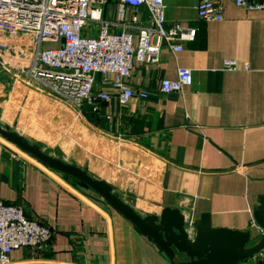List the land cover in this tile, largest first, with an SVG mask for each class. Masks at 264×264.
Returning <instances> with one entry per match:
<instances>
[{"label": "crops", "instance_id": "1", "mask_svg": "<svg viewBox=\"0 0 264 264\" xmlns=\"http://www.w3.org/2000/svg\"><path fill=\"white\" fill-rule=\"evenodd\" d=\"M165 2L167 26L195 27L197 34L177 53L163 47L159 65L133 68L131 85L152 92L146 100L121 105L113 97L101 103V113L86 106L72 109L76 114L50 103L46 124L25 110L1 123L108 182L142 215L165 207L194 219L209 213L214 227L250 230L257 239L264 232L254 218L264 196V10L219 0L224 19L206 21L198 16L199 0ZM135 12L126 6V19ZM119 14L113 0L106 18L116 21ZM226 59L238 69L224 68ZM179 67L192 69L193 85L160 93L162 79H176ZM0 199L23 203L29 217L54 230L49 249L40 255L16 249L11 264H171L90 186L1 137ZM261 252L240 264H264Z\"/></svg>", "mask_w": 264, "mask_h": 264}, {"label": "built area", "instance_id": "2", "mask_svg": "<svg viewBox=\"0 0 264 264\" xmlns=\"http://www.w3.org/2000/svg\"><path fill=\"white\" fill-rule=\"evenodd\" d=\"M233 1L246 10H264V0ZM111 3L0 0V69L39 83L49 95L79 112L88 106L101 113V103L113 97L121 105L134 97L146 100L152 92L131 85L133 68L159 65L163 47L182 51V42L195 39L197 29L183 24L168 27L165 0H118L120 18L116 21L106 18ZM126 6L136 10L129 20ZM196 8L202 20L224 19L219 0H199ZM224 68L236 70L238 62L226 59ZM193 82L192 69L179 67L176 79H162L159 91L182 93ZM106 86L112 91L105 90ZM193 221L190 216V225ZM53 236L49 225L29 217L23 203L0 199V264H11L12 252L19 248L42 254Z\"/></svg>", "mask_w": 264, "mask_h": 264}, {"label": "water", "instance_id": "3", "mask_svg": "<svg viewBox=\"0 0 264 264\" xmlns=\"http://www.w3.org/2000/svg\"><path fill=\"white\" fill-rule=\"evenodd\" d=\"M0 136L43 164L70 175L102 195L129 219L142 234L150 237L171 264H240L264 248V232L252 238L250 230L214 227L209 213H202L190 225L191 214L180 207H165L160 214H140L123 200L106 181L85 169L46 152L39 144L0 122ZM257 224L264 230V196L254 210ZM194 234H191L190 229Z\"/></svg>", "mask_w": 264, "mask_h": 264}, {"label": "rangeland", "instance_id": "4", "mask_svg": "<svg viewBox=\"0 0 264 264\" xmlns=\"http://www.w3.org/2000/svg\"><path fill=\"white\" fill-rule=\"evenodd\" d=\"M51 98L56 102H53ZM50 103L57 104L63 110L76 114L66 103L44 92L39 83L26 79V77L14 75L4 68L0 69V122H11L9 115H12L14 111L25 110L27 117L37 116V122L40 125L46 124L49 116L45 111ZM34 111L35 113H33ZM14 147L21 150L15 145Z\"/></svg>", "mask_w": 264, "mask_h": 264}]
</instances>
